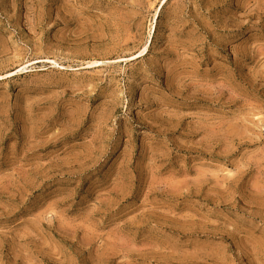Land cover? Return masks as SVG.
Returning <instances> with one entry per match:
<instances>
[{"label": "rangeland", "instance_id": "obj_1", "mask_svg": "<svg viewBox=\"0 0 264 264\" xmlns=\"http://www.w3.org/2000/svg\"><path fill=\"white\" fill-rule=\"evenodd\" d=\"M0 264H264V0H0Z\"/></svg>", "mask_w": 264, "mask_h": 264}, {"label": "bare ground", "instance_id": "obj_2", "mask_svg": "<svg viewBox=\"0 0 264 264\" xmlns=\"http://www.w3.org/2000/svg\"><path fill=\"white\" fill-rule=\"evenodd\" d=\"M22 70V69H21Z\"/></svg>", "mask_w": 264, "mask_h": 264}]
</instances>
